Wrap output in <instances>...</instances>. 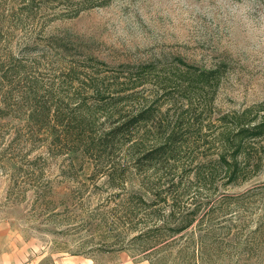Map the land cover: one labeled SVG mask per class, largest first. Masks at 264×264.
Returning a JSON list of instances; mask_svg holds the SVG:
<instances>
[{
	"label": "rangeland",
	"instance_id": "374dc122",
	"mask_svg": "<svg viewBox=\"0 0 264 264\" xmlns=\"http://www.w3.org/2000/svg\"><path fill=\"white\" fill-rule=\"evenodd\" d=\"M0 264H264V0H0Z\"/></svg>",
	"mask_w": 264,
	"mask_h": 264
},
{
	"label": "trees",
	"instance_id": "16d2710c",
	"mask_svg": "<svg viewBox=\"0 0 264 264\" xmlns=\"http://www.w3.org/2000/svg\"><path fill=\"white\" fill-rule=\"evenodd\" d=\"M54 43L59 44L62 49L64 47V44L59 43L57 41L59 40H54ZM91 61V60H90ZM7 68V67H6ZM16 69V65H12L11 67V73L13 70ZM2 77L5 78V72L2 71ZM34 83V81H32ZM149 111V112H148ZM154 114L150 109H137L133 111V113L128 114L126 118H124L122 121L118 122L117 124L114 125L111 129H109L108 132L104 135L106 138L104 141H102V144H114V142H117L119 140H124V139H119V138H125L127 135V138L130 136L132 133V130L134 128L139 127L142 122L144 121H152L154 119ZM260 126L254 127L252 129H247L243 128L240 130V134L245 135V136H250V135H259L261 134ZM238 136V133L236 134ZM244 137V136H243ZM242 137V138H243ZM102 138V137H101ZM241 139V138H240ZM155 147L150 148L148 150H145V152L142 155V159L146 162L149 163H154L158 162L160 160L167 161L168 159H172L175 154L178 152V146L177 142H173L172 139H167L164 140L163 142H160L159 144L154 145ZM186 217L182 223L177 227L176 232L180 230L187 229L190 227L193 223V217H194V212L192 213H187L184 212Z\"/></svg>",
	"mask_w": 264,
	"mask_h": 264
}]
</instances>
